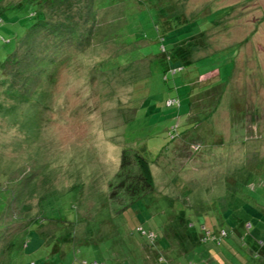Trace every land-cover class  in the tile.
I'll return each mask as SVG.
<instances>
[{"label":"rangeland","instance_id":"1","mask_svg":"<svg viewBox=\"0 0 264 264\" xmlns=\"http://www.w3.org/2000/svg\"><path fill=\"white\" fill-rule=\"evenodd\" d=\"M60 1L44 14L69 34L0 13V264L246 262L264 239V0ZM123 148L153 175L133 203L109 196Z\"/></svg>","mask_w":264,"mask_h":264},{"label":"trees","instance_id":"2","mask_svg":"<svg viewBox=\"0 0 264 264\" xmlns=\"http://www.w3.org/2000/svg\"><path fill=\"white\" fill-rule=\"evenodd\" d=\"M1 1V0H0ZM60 0H20L13 3H10L8 5H2L0 2V13L8 15V17L13 18L14 20H17L24 12L30 14H37L41 13L40 17L36 19V22H34L31 30L41 28L42 30H47L51 34L61 35V33L64 35L66 33H71L70 30H60V26H70L76 27L72 24H70L71 21H68L69 19H66L67 21L61 22L62 20H58L57 22L50 23L48 22V19H46V15L44 14V6L47 8H50L51 10H56L55 6H61ZM94 4L92 7H98L101 6L102 8L106 7L103 6V0H94ZM64 7V6H63ZM56 45H60L62 38H56ZM185 50H187V46H182ZM182 47H179V59L184 58L185 51H182ZM166 49V48H165ZM174 49V48H173ZM176 68V67H175ZM170 68V70L175 69ZM221 98V92L218 96V101ZM171 107V106H170ZM175 127H171V130H174ZM109 187V196L112 200H123L128 199L127 202L133 203L137 199L141 198L146 193L150 192L153 189V175L152 171L150 169V165L146 157L140 153L139 151L133 150L131 148H123L120 155V164L119 168L112 178L111 181L108 183ZM254 190L258 192L259 194H264L262 191H264V182L261 181L260 183L256 184L254 186ZM261 189V190H260ZM235 196L238 195V193L233 192ZM248 202H251L247 200ZM224 213V212H223ZM251 223L248 220L242 221L241 228L247 229L250 227ZM239 236H242V231L236 229L235 230ZM221 236L227 237L228 232L225 230L221 232ZM263 237V236H262ZM220 237L217 239V243L219 242ZM264 239L261 237H258L256 240L249 242V246L245 247L247 245L246 241H243V243L240 244L239 248L241 251H243V259H246V262H242L241 264H264V257L261 254L263 252L264 247ZM253 242V243H252ZM247 255H250L254 260L255 263H249L247 260ZM259 256H261L263 259L260 260ZM242 261V260H241Z\"/></svg>","mask_w":264,"mask_h":264},{"label":"built area","instance_id":"3","mask_svg":"<svg viewBox=\"0 0 264 264\" xmlns=\"http://www.w3.org/2000/svg\"><path fill=\"white\" fill-rule=\"evenodd\" d=\"M172 72H175V69L172 70ZM176 103H177V101H176L175 99H173V98H170V99H168V100L166 101V105H167V106H173V105H175Z\"/></svg>","mask_w":264,"mask_h":264}]
</instances>
